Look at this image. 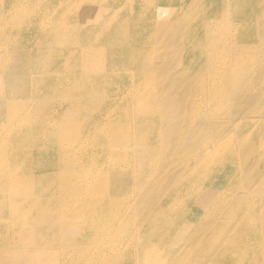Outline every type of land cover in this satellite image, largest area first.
Instances as JSON below:
<instances>
[{
	"label": "bare ground",
	"instance_id": "bare-ground-1",
	"mask_svg": "<svg viewBox=\"0 0 264 264\" xmlns=\"http://www.w3.org/2000/svg\"><path fill=\"white\" fill-rule=\"evenodd\" d=\"M158 5L0 0V232L12 239L0 264H126L136 252L168 264L179 232L198 246L195 264L253 260L256 188L230 191L264 162V0H231L227 19L208 0L170 16ZM194 16L188 36L180 24ZM177 37L178 74L154 53ZM170 144L187 154L171 172ZM207 198L222 204L200 207ZM214 215L224 231L206 249Z\"/></svg>",
	"mask_w": 264,
	"mask_h": 264
},
{
	"label": "rangeland",
	"instance_id": "rangeland-1",
	"mask_svg": "<svg viewBox=\"0 0 264 264\" xmlns=\"http://www.w3.org/2000/svg\"><path fill=\"white\" fill-rule=\"evenodd\" d=\"M154 1H156V2L158 1V3H159L158 7L160 6L159 8L161 9V10L157 11L159 13L158 15L161 16L162 13H164L165 9H171L170 10L171 12L168 14V16H170L174 12H176V10L181 6V3L185 0H154ZM220 1H222V3H219V0H208V2L214 4L213 6H215V7L216 6L217 7L222 6L223 10H226V12L222 13L223 19H227V18H230L231 16H233V12L230 11L231 10V6H230L231 0H220ZM135 2H137V0H135ZM189 11L185 12L183 18L187 15V13ZM196 19H197V17L194 16L192 19H190L188 21H182L180 24V27H184L186 29V31H184V32H186V34L188 36H189V34L195 35L194 30H193V26L191 25V21H196ZM176 39L177 40H176V43H175L173 50L172 51H165V50H163L165 43L161 38H159L157 41V45H155L154 53H155V60H156L157 64L158 63L162 64V62L165 58L169 59V60H173L174 63H172L171 65H174L175 72L178 74L184 69V66H187V64H188V59H187V56L185 54V52L188 48H187V44L183 45V43L185 42L184 38L179 39L177 37ZM176 45L183 46V51L179 52L180 49L178 47H176ZM166 85H167V83H166ZM161 90H163L162 87H161ZM255 116L257 117V115H255ZM248 129L243 130L242 133L244 134ZM262 135H264V127L262 129ZM170 148H171V153H170L171 165H170L169 172H171L172 167L179 170L180 169L179 164L187 161V154L185 152H181L179 154L173 153L171 144L169 145V149ZM261 149H263V148H261ZM175 157L177 159V162L173 165L172 160ZM184 167H186V166H184ZM227 183H228L227 185H229V183H230L229 180L227 181ZM241 186H246L249 189L256 188L254 195L257 199L255 202H253L254 208H259L260 214H264V162L254 163V161H253L252 163L249 164V166H247L244 170H242L240 177L237 179V185L232 189V191H230L231 195L234 192H237ZM174 187L177 188V187H179V185L175 182H171L168 185V187L166 188V191H168L169 189L174 188ZM164 192H165V189L161 188L158 196H156L154 198V208L159 206V204L163 201ZM209 193L210 192L208 191V194H207L208 196H209ZM152 196H154V195H152ZM226 196L229 199L230 195L229 196L226 195ZM206 204H207V209H209L210 207H212L216 204H222V203L211 204L207 198V199H203V202H201L199 204V206L203 208V207H206ZM8 219H9V217H8ZM210 222L211 223H217V227L216 228H210V232L208 231L206 240H204L203 238L198 239V243H200L203 247L205 246V245H203V243H205L206 241H207V243L210 241L212 243H214V241H216L217 238L219 237L220 233L224 231L222 220H221L220 216L214 215L213 217L210 218ZM262 225H263V222H262ZM253 228H255V227H253ZM137 229H134V230H137ZM212 231H214V232H212ZM247 232H248V234H250L249 228L247 229ZM176 237H179V240H177L173 245H171L169 242L167 247H166L165 254L168 255L167 263L168 264H195V260L193 259V255L198 253V251H199L198 246L193 245V244L191 245L188 242V240H186L184 238L183 232H179L176 235ZM125 240L127 241V239H125ZM251 240L258 242V248L259 249L254 253L253 260L251 258H249V259L245 260L242 264H261L263 259L261 258V250L260 249L262 246H264V230L262 227L260 229H258L257 236L255 238H252ZM11 242H12V239H9V240L5 239L4 235L0 232V246L2 244H4L3 249H6V248L8 249ZM25 245H26L25 242L22 241L20 248L28 247ZM177 245H179V247L176 249H173ZM205 247H206V249H209L207 244ZM179 248H181V249H179ZM32 253L35 255L33 260L37 259L39 252L35 253L33 251ZM177 256L179 257V260L176 261L175 258ZM140 257H141V255L138 252H136L135 260H134V257L132 256L133 263L127 262L126 264H139ZM162 259L163 258H159L157 260V262H160ZM33 260H32V262H33ZM231 263L235 264L234 262H231ZM23 264H26V263H23ZM42 264H47V262L46 263L42 262ZM62 264H87V262H73V261H70V260L63 258ZM111 264H119V263L114 262ZM262 264H264V262Z\"/></svg>",
	"mask_w": 264,
	"mask_h": 264
}]
</instances>
